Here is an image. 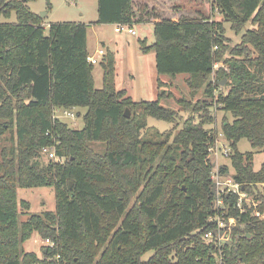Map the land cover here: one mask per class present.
Segmentation results:
<instances>
[{"label":"trees","instance_id":"trees-1","mask_svg":"<svg viewBox=\"0 0 264 264\" xmlns=\"http://www.w3.org/2000/svg\"><path fill=\"white\" fill-rule=\"evenodd\" d=\"M170 1L98 2L100 25H154V44L142 42L141 50L156 52L159 76L187 75L192 98L205 89L204 101L178 100L181 111L201 121L190 115L182 129L160 133L148 127L149 118L174 124L181 117L161 104L170 97L161 90L165 83L158 79L156 101L133 100L116 88L109 53L98 89L87 25L53 23L46 34L29 5L0 0V19L13 13L17 19L0 20V264H217L220 252L206 239L215 228L209 148L217 135L205 128L214 122V100L234 117L222 126L233 179L264 214V192L255 193L264 186V160L255 171L256 153L238 148L246 139L264 152V0H213L221 21L199 10L197 16L173 14L165 5ZM227 23L237 34L252 27L231 47ZM219 63L229 70H216ZM224 80L227 92L216 95ZM74 108L87 109L83 129L54 117L56 109ZM150 129L160 140L145 138ZM92 143L105 144V153ZM52 146L64 162L41 165V150ZM40 187L54 189V212L31 214L29 203L19 201V189ZM231 199L230 215L238 223L222 264H264V220L247 203L241 214L233 204L237 196ZM34 233L54 244L43 247L42 257L25 250Z\"/></svg>","mask_w":264,"mask_h":264},{"label":"rangeland","instance_id":"rangeland-1","mask_svg":"<svg viewBox=\"0 0 264 264\" xmlns=\"http://www.w3.org/2000/svg\"><path fill=\"white\" fill-rule=\"evenodd\" d=\"M25 4L29 5L31 10L40 17L44 13L42 19L44 20V27L46 29V34H48L49 26L53 23H82L87 25L88 34H89V48L93 54L96 53V50L103 49L109 53L113 54L118 51V70L120 79L119 83L117 82V88L119 90L125 89L128 92L129 97L135 101L146 100V101H156L158 98L159 86L157 80L159 75L157 73V66H155V53H144L142 50L137 49L140 46V39L151 38V34L148 30L145 29L147 24H137L133 25L134 29L138 33L137 36H132L128 34H118L115 33V26L111 24H98V2L99 0H36L35 2H28L27 0H22ZM160 4V3H159ZM168 5L172 9L173 14L181 16L191 15L197 16L195 11L199 10L210 16L211 18L222 20L223 17L214 12L212 8L213 0H172ZM184 9V10H183ZM49 12V13H47ZM184 12V13H183ZM164 13V12H163ZM166 13V12H165ZM164 13V14H165ZM1 22L16 23V15L12 14L10 18L2 17ZM230 42L229 46L234 47L239 45L241 42V36L246 31V29L251 28V24L246 25L242 34H237L235 31L231 30V25L227 23L225 25ZM154 36V35H153ZM223 65V63H222ZM95 85L98 89H103V79L104 71L101 68V64L95 65ZM218 70V68H216ZM186 75H179L175 78L168 76L161 77L160 80L165 83L161 90L165 91L169 98H164L161 101V104L170 109L179 112L181 116L177 123H168L163 120L149 118L148 127L158 129L160 133H167L175 128L182 129L184 122L190 118V115H194L196 121H201L198 114H194L192 111L185 112L181 111V105L178 103V100L181 98L187 99L188 101L193 100L204 101L205 98L204 91L201 89L195 97L191 96V87L188 86ZM214 81L218 78L216 75H213ZM227 81L220 83V89L216 92V95L220 92H227V88H224ZM208 101H210L208 99ZM63 109H58L55 112L54 117H57L64 123H66L71 129H83L85 126L84 119L82 115L87 112V109L74 108L70 112L75 114L73 118H66L62 113ZM209 113L214 119L213 123H207L205 126L206 130H210L216 133L217 138L216 142L211 145L215 150L212 154V162L214 168L218 166L226 165L229 167V173L233 176L235 175V169L231 165L230 157L225 154V151L228 150L231 155L232 150L229 146V142L224 137L222 132V126L224 119H227L230 122L234 121L233 115L228 112H225L219 108L218 104L214 100L209 108ZM80 115V116H79ZM156 130L150 129L144 131L146 139L160 140L156 138L154 132ZM91 146L94 150L100 154L105 153V144L102 143H92ZM238 148L241 152H255L254 160V169L258 171L262 166L264 160V152L259 150L255 151L251 148L250 143L246 139H242L239 143ZM218 153V156L217 154ZM39 162L41 165L45 166L48 164V160L45 156H40ZM230 175V176H232ZM232 176V177H233ZM264 192V186H259L255 190L257 192ZM19 201H27L31 206L30 213L41 215L45 211L56 210V198L54 189L51 187L37 188H24L19 189L18 193ZM247 199H254L253 196H247ZM27 218L26 215L20 218L21 221H24ZM45 239L39 238V243L35 242V239H30L25 244V250L30 252L37 253L42 257V249L46 246ZM154 252L147 253L143 261H147ZM221 255L218 254L217 264H220Z\"/></svg>","mask_w":264,"mask_h":264},{"label":"built area","instance_id":"built-area-1","mask_svg":"<svg viewBox=\"0 0 264 264\" xmlns=\"http://www.w3.org/2000/svg\"><path fill=\"white\" fill-rule=\"evenodd\" d=\"M115 33H122V34H128L132 36H137V32L134 29V27L127 25V24H120L115 26ZM107 55V52L103 49L97 50L95 54H90L88 57V61L92 65H98L101 64V62L104 60L105 56ZM225 69L226 71L229 70V68L222 63H219L216 65L215 69ZM58 111V109L55 110V112ZM71 110L63 109V114L66 118H73L75 117V114L73 112H70ZM57 118V117H56ZM210 158L211 154L215 151L213 149V146L210 148ZM218 156V153H216ZM225 154L230 157L228 150L225 151ZM41 155L45 156L48 160V162L52 163H63L64 158L60 157L56 151V146L52 147H45L41 150ZM217 167L213 169L211 174V180L212 183H214V213L210 216V221L214 223L215 228L210 231L206 235V239L209 242H213L215 246H217V249L220 252L221 260L220 264H222V255L224 252V248L231 244L233 241V229L237 226V218L230 215V202L232 196H237V200L235 201L234 206L239 210L241 214H244L246 211L245 203H247L249 206H254V211L252 215L254 217H257L259 219L264 220V214L257 211V204L254 202V200L247 199L248 194L241 189V186L234 181L232 174H224L222 173V168L225 165H216ZM215 167V166H214ZM232 175V176H230ZM45 244L47 246L53 247L54 244L50 241V239L44 240ZM60 257V256H59ZM58 257V259H59Z\"/></svg>","mask_w":264,"mask_h":264},{"label":"crops","instance_id":"crops-1","mask_svg":"<svg viewBox=\"0 0 264 264\" xmlns=\"http://www.w3.org/2000/svg\"><path fill=\"white\" fill-rule=\"evenodd\" d=\"M47 13H49V12H47ZM112 26H116V25H112ZM145 27V29L146 30H148L149 31V33L151 34V38L149 39H147V37L146 38H144V39H140V46L137 48V49H142V46H141V43L142 42H144L145 44H146V47L147 48H149L150 46H152L153 44H154V41H155V38H154V32H153V30H154V25L153 24H147V25H145L144 26ZM88 50L90 51V54H93L92 53V51L90 50V48H89V37H88ZM143 51V50H142ZM96 52H97V50H96ZM144 52V51H143ZM152 52H154L155 53V66H156V52L155 51H150L149 53H152ZM114 56H115V68H116V70H115V78H114V84H115V86H116V88H117V82L119 83V79H120V76H119V74H117V70H118V62H119V60H118V58H117V56H118V51L115 53L114 52ZM102 68V67H101ZM96 70V69H95ZM103 71H104V69H103ZM94 75H95V72H94ZM187 76V75H186ZM161 77H164V76H159V78L158 79H160ZM188 77V76H187ZM157 82H158V80H157ZM158 86H159V83H158ZM118 89V88H117ZM119 90V89H118ZM127 91V90H126ZM159 93V92H158ZM127 96H129L128 95V92H127ZM141 101V100H140ZM137 102H139V101H137ZM32 238L33 239H35V242L36 243H39V235L37 234V233H34L33 234V236H32ZM30 252V251H29ZM37 254V253H36ZM38 255V254H37Z\"/></svg>","mask_w":264,"mask_h":264},{"label":"water","instance_id":"water-1","mask_svg":"<svg viewBox=\"0 0 264 264\" xmlns=\"http://www.w3.org/2000/svg\"><path fill=\"white\" fill-rule=\"evenodd\" d=\"M43 15H44V13H42L41 18L43 17ZM224 81H225V80H224ZM125 116H126L127 118H131V112H130V109H129V108L126 109Z\"/></svg>","mask_w":264,"mask_h":264}]
</instances>
